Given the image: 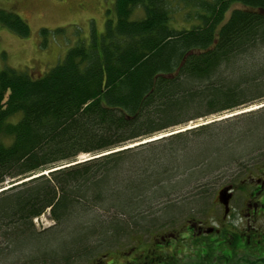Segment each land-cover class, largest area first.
Instances as JSON below:
<instances>
[{"label":"trees","instance_id":"obj_1","mask_svg":"<svg viewBox=\"0 0 264 264\" xmlns=\"http://www.w3.org/2000/svg\"><path fill=\"white\" fill-rule=\"evenodd\" d=\"M173 2L114 0L104 31L91 30L53 69L0 70V189L17 182L0 191V257L55 264L145 234L158 218L153 204L169 194L168 155L180 152L184 167L201 163L218 149L201 155L187 148V135L214 122L112 150L264 98V0H179L182 19L195 21L188 29L170 26ZM137 7L143 15L131 19ZM0 24L29 35L11 11L0 9ZM167 140L174 146L149 157L136 151ZM80 154L92 158L75 163ZM257 165H244L242 175L258 174ZM46 213L52 225L35 229ZM87 241H95L91 250Z\"/></svg>","mask_w":264,"mask_h":264},{"label":"rangeland","instance_id":"obj_2","mask_svg":"<svg viewBox=\"0 0 264 264\" xmlns=\"http://www.w3.org/2000/svg\"><path fill=\"white\" fill-rule=\"evenodd\" d=\"M173 1V6L177 8H175L176 12H173V20L170 26L175 29L190 28L191 24L195 22L194 19H182L181 15L184 11L178 12V8L182 4H178L179 0ZM113 6L114 0H0V9L11 11L21 16L30 30L27 37H17L9 29L0 24V70L7 67L17 71L26 70L31 76H39L42 72L53 69L63 59V55L72 45L76 44L79 40L85 43L89 42L91 30H94L97 34L104 31L106 19L113 18L114 16ZM134 11L131 19H136L143 15V11L139 7ZM41 29L47 31L41 33ZM261 107H264V98L256 104H247V106H240L231 111L226 110L215 115L206 116L205 118H198L184 125L173 126L169 130L154 133L148 139L136 140L131 142L130 145L121 147L123 149L131 148L144 142L154 139L159 140L164 136L184 132V130L194 129L206 123L214 122L210 124L207 132L205 130H198L195 133L187 135L189 139L187 148L193 151L199 150L201 155H204L203 150L216 151L218 149L212 155L209 153L208 155L210 156L207 158L200 159L201 163H197L191 168L187 167V165L184 167L185 158L181 154H178L180 152L168 155L167 159L169 160L167 161V165L169 164L170 173H168L169 178L163 180L162 186H171L167 189L169 194L166 193L153 204H158L156 205L157 208L152 212L158 218L155 222L151 223L152 225L148 229L152 237H155L157 233H163L172 229L184 235L188 220L195 221L197 226L200 224L207 228L214 227L215 224H218L217 220L224 211L218 199H216L217 193L220 187L226 186L229 183L234 184L236 188V197H232L235 198L232 203L234 213L236 214L239 210L246 207L245 203H248L250 192L248 188L249 181L247 182V177L242 175L243 172H246L243 169L244 165H250L251 162L258 163L257 168L259 167V172L257 176L261 177L264 174V108L261 109ZM241 113H246L247 115H241ZM232 116L237 117L231 118ZM163 144L171 147L174 146L175 142L172 143L169 140L163 142L155 141L153 145L139 147L136 151L141 154L140 156L143 154V157H149L150 152L159 150V148L163 147ZM121 148L112 151L121 150ZM228 154L232 156L228 162L218 157L219 155L224 157V155ZM89 158L91 156L88 157L86 154H80L75 163L89 160ZM153 161L157 162L158 160L153 159L149 163ZM209 162L213 166H209ZM261 164L263 165L261 166ZM236 173L238 176H241L233 183ZM253 176L255 175L253 174ZM7 183L8 181L4 182V187L0 191L10 189L17 182L12 185ZM202 189L205 190L206 195L203 199H199L198 193ZM168 205L173 211L168 210L167 214L158 211V209L160 210ZM48 218V213H46L34 219L33 224L35 229L43 230L49 228L52 222ZM246 221L243 218H234L233 230L240 232V228L245 226ZM258 224L262 225L259 228H264V220ZM262 228L258 230L264 231ZM135 233L137 234L138 232ZM214 233V231H211L210 234L213 241L214 237H220ZM226 233L222 232L221 235L225 236ZM132 235L134 236L129 239H121V242H118L119 244L114 243L115 245L111 242L104 245L99 243L95 245V249H93L91 255L87 254L83 258H72L66 262L55 264H87L89 260L94 261V259L100 258L104 254L107 258L105 261L108 262L115 256L116 248L125 249L132 247V245L138 246L137 252H144L146 249L144 244L149 240L147 232L146 234L139 233L138 235ZM192 236L190 233L189 238H184L183 242L185 243L183 247L185 250H183V255L178 256V264H193L189 260V251L192 250L194 252L195 249V244L191 241ZM94 243L95 241H87L85 246L90 248ZM2 244V241H0V247L3 248ZM47 246L49 245L45 247ZM251 247H255L258 251L251 249ZM242 249L232 252V249L226 248L220 253L214 247L211 250L214 253L213 263L264 264V241L255 244V240L250 238L242 246ZM19 258L16 255H4L0 257V264H12V262L15 263L20 260ZM192 259H196V256L192 257ZM224 259L225 263H222Z\"/></svg>","mask_w":264,"mask_h":264},{"label":"flooded vegetation","instance_id":"obj_3","mask_svg":"<svg viewBox=\"0 0 264 264\" xmlns=\"http://www.w3.org/2000/svg\"><path fill=\"white\" fill-rule=\"evenodd\" d=\"M247 182L250 192L248 203H245L246 207L239 210L236 214L232 208V203L235 200V198L232 197H236L235 185L230 183L226 185L232 188L229 206L228 209L225 210L220 204L224 211L217 220L218 224H215L214 227L207 228L200 224L197 226L195 221L188 220L184 235L172 229L163 233H157L155 237H152L150 231H147L149 240L144 244L146 246L144 252H137L139 248L134 245L125 249L116 248L115 256L108 262L105 261L107 258L104 254L100 258L94 259V261L89 260L87 264H178V256L183 255V250H185L183 247L185 242H183V240L184 238H189L190 233L193 235L191 241L195 244L194 252L192 250L189 251V260L193 264H214V253L211 251L214 247L215 249L229 248L230 250L232 249L231 251L233 252L241 250L242 246L250 238L255 240V244L264 241V231L258 230L262 228H259L262 225L258 223L264 220V174L261 175V177L251 176L250 179L247 178ZM234 218H243L247 220L245 226L240 228V232L233 230ZM211 231H214V234L220 237H214L213 241V238L210 237ZM222 232L227 233L223 236L221 235ZM251 249L254 250L255 247H251ZM255 251H258V249H255ZM195 256L196 259L191 260V258ZM216 258H218V256H216ZM222 263H225V259Z\"/></svg>","mask_w":264,"mask_h":264},{"label":"water","instance_id":"obj_4","mask_svg":"<svg viewBox=\"0 0 264 264\" xmlns=\"http://www.w3.org/2000/svg\"><path fill=\"white\" fill-rule=\"evenodd\" d=\"M229 190H230V187L223 188L219 191L218 196H217L219 203H221L223 205L225 210H227L228 203L230 200Z\"/></svg>","mask_w":264,"mask_h":264},{"label":"bare ground","instance_id":"obj_5","mask_svg":"<svg viewBox=\"0 0 264 264\" xmlns=\"http://www.w3.org/2000/svg\"><path fill=\"white\" fill-rule=\"evenodd\" d=\"M171 135H174V134H171ZM155 140V139H154ZM156 140H158V139H156ZM149 142H153V140L152 141H149ZM144 143H146V142H144ZM137 146V145H136ZM133 147V146H132ZM121 149H123V148H121ZM92 158V157H91ZM3 191V190H2ZM44 215V214H43ZM42 216V215H41ZM36 221V220H35Z\"/></svg>","mask_w":264,"mask_h":264}]
</instances>
